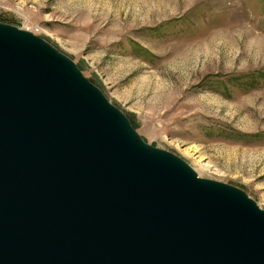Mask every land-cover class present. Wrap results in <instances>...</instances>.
Masks as SVG:
<instances>
[{
    "label": "water",
    "instance_id": "obj_1",
    "mask_svg": "<svg viewBox=\"0 0 264 264\" xmlns=\"http://www.w3.org/2000/svg\"><path fill=\"white\" fill-rule=\"evenodd\" d=\"M0 264H264V208L146 141L70 56L0 21Z\"/></svg>",
    "mask_w": 264,
    "mask_h": 264
},
{
    "label": "rangeland",
    "instance_id": "obj_2",
    "mask_svg": "<svg viewBox=\"0 0 264 264\" xmlns=\"http://www.w3.org/2000/svg\"><path fill=\"white\" fill-rule=\"evenodd\" d=\"M0 21L70 56L146 141L264 208V0H0Z\"/></svg>",
    "mask_w": 264,
    "mask_h": 264
},
{
    "label": "trees",
    "instance_id": "obj_3",
    "mask_svg": "<svg viewBox=\"0 0 264 264\" xmlns=\"http://www.w3.org/2000/svg\"><path fill=\"white\" fill-rule=\"evenodd\" d=\"M4 22V21H3ZM95 83V82H94ZM131 119V118H130ZM132 121V120H131ZM132 123H133V121H132ZM134 124V123H133ZM134 126H135V124H134ZM136 127V126H135ZM239 135H241V134H239ZM244 135H246V136H248L249 134H244Z\"/></svg>",
    "mask_w": 264,
    "mask_h": 264
}]
</instances>
